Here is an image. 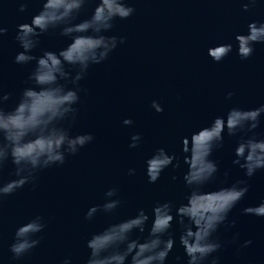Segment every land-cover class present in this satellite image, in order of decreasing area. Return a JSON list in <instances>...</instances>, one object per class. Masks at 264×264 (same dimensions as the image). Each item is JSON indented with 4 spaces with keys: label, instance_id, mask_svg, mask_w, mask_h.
I'll use <instances>...</instances> for the list:
<instances>
[{
    "label": "water",
    "instance_id": "water-1",
    "mask_svg": "<svg viewBox=\"0 0 264 264\" xmlns=\"http://www.w3.org/2000/svg\"><path fill=\"white\" fill-rule=\"evenodd\" d=\"M132 2L134 14L116 18L111 30L126 40L105 62L92 65L81 81L84 91L73 130L93 132L94 141L76 155H69L64 165L40 171L34 185H25L0 201V264H60L65 255L73 257V264H84L89 251L86 237L111 219L134 215L138 207L151 212L158 200L186 202L191 189L183 180L187 170L184 154L180 167L169 166L155 183L147 180L145 159L161 146L179 153L183 135L208 124L233 105L264 103V43L257 42L253 54L243 60L235 46L219 62L208 55L209 46L234 40L236 33L247 31L251 20H264V3L245 10L240 0ZM39 7L40 0H32L24 12L14 0H5L0 7V19L8 27L0 39V84L5 91L18 93L35 63H15L14 56L20 50L15 34L16 25L30 20ZM93 7L82 9L81 16L89 15ZM66 43L67 38L57 33H44L33 52L38 55L41 48L59 49ZM229 90L234 92L231 98L226 96ZM15 98L10 97L6 107H11ZM153 99L161 102L163 112L151 108ZM129 116L134 123L124 125L123 119ZM256 131L264 134V124ZM134 132L142 133V141L129 148ZM234 144L235 137L225 132L223 146L214 149L211 157L218 162L219 171L201 191H214L241 178L251 187L229 213V221L235 219L236 223L222 224L214 233L224 246L213 255L220 256V264H264V217L242 211L264 200V169L246 177L245 170L232 163ZM129 167L136 168L134 175L128 174ZM13 168L6 163L5 179L10 178ZM112 185L119 187L122 205L114 215L100 212L86 221L84 212L100 203ZM36 213L48 219L40 243L14 259L9 244L15 227ZM173 224L177 242L169 264H186L178 239L180 227L175 221ZM237 233L236 242H231ZM146 235L147 230L133 233L134 237ZM248 239L252 244L239 247ZM176 256L182 261H175Z\"/></svg>",
    "mask_w": 264,
    "mask_h": 264
},
{
    "label": "clouds",
    "instance_id": "clouds-1",
    "mask_svg": "<svg viewBox=\"0 0 264 264\" xmlns=\"http://www.w3.org/2000/svg\"><path fill=\"white\" fill-rule=\"evenodd\" d=\"M5 0H0V7ZM264 0H240L243 9ZM18 10L24 12L32 0H14ZM94 5L89 15L81 16V10ZM136 11L132 0H40L39 9L27 20L16 25L15 40L20 50L14 56L17 64L35 62L18 93L5 91L0 84V201L6 196L33 184L37 174L53 166L64 165L69 155H76L94 141L91 131L74 132L78 119L81 81L89 68L105 62L109 55L126 40L123 35L112 33L116 18L127 19ZM8 31L0 19V39ZM57 33L67 38L59 49L41 48L44 33ZM264 43V20H251L247 31L235 34L234 40L208 47V55L219 62L234 46L240 58L253 54L255 44ZM234 92L226 93L231 98ZM15 96L11 107L5 102ZM151 108L163 112L158 99L151 101ZM124 125H132L133 119L125 117ZM264 124V103L253 107L233 105L225 112L212 117L204 126L195 128L181 138L179 153L161 146L145 159V175L149 183H155L169 166L179 168L180 156L187 164L183 173L184 183L191 189L186 202L156 201L151 212L138 207L134 215L113 218L102 228L86 237L89 250L84 264H169V256L177 242L173 222L179 227V244L187 257L186 264H220V256L213 255L224 246L214 236L222 224L229 221V213L243 199L251 187L247 179H238L214 191H201V186L213 181L219 171L218 162L211 158L214 149L224 144L225 132L235 137L232 163L252 177L264 169V134L256 131ZM142 141V133L131 135L129 148H136ZM10 162L14 168L5 179L3 170ZM128 174L136 173L135 167ZM228 170L224 176L227 177ZM173 180L176 176L172 177ZM119 187L112 185L103 193L100 203L92 204L84 212V219L92 221L98 213L114 215L122 205ZM244 213L264 217V200L242 209ZM149 221H151L149 226ZM48 219L36 213L19 222L9 249L17 259L29 253L41 240ZM147 235L133 236L135 231ZM238 233L231 242H236ZM252 244L248 239L240 244ZM175 261H182L176 256ZM60 264H73V257L65 255Z\"/></svg>",
    "mask_w": 264,
    "mask_h": 264
}]
</instances>
